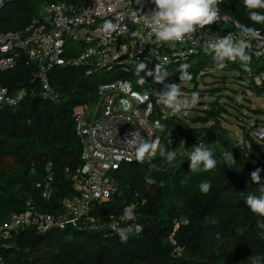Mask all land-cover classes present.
<instances>
[{
    "label": "trees",
    "instance_id": "1",
    "mask_svg": "<svg viewBox=\"0 0 264 264\" xmlns=\"http://www.w3.org/2000/svg\"><path fill=\"white\" fill-rule=\"evenodd\" d=\"M56 1L76 6L83 2L6 0L0 13V33L25 28L39 16L45 4ZM219 7L233 19L264 33V24L248 18L243 0H221ZM194 58L198 61L194 62ZM184 63L190 64L188 71L192 79L188 83H193L200 72L217 70L235 71L255 84L254 77L264 72L262 60L252 57L250 73L242 69L239 61H229L225 69H217L207 51ZM180 64L167 68L169 78L179 80ZM38 73L37 66L26 59L19 60L13 68L0 70V85L8 87L11 93L27 89L21 102L0 104L1 221L28 209L55 214L64 211L61 199L73 194L72 180L82 164V143L74 109L96 100L99 84L105 81L98 75L100 72L89 74L74 66L54 68L50 80L60 97L53 100L40 94ZM128 78L137 90L148 85L139 84L134 76ZM220 92L219 88L204 91L212 100L208 106L201 103L208 108L198 110L202 115L192 119L196 126L190 127L183 113L170 115L163 123V131L159 130L160 143L171 149L165 134L174 128L197 142L223 143L225 152H233L235 164L229 167L221 162L209 172L193 173L188 159L169 166L159 153L150 162L124 163L117 173L119 189L112 199L97 206L93 227L48 232L28 227L1 236V264H250L251 256L264 258V230L258 227L264 218L252 213L245 203L250 193L262 195L260 185L251 181L250 174L261 169L264 183V148L257 146L253 136L264 120L256 119L254 125L247 127L244 141L245 145L249 140L254 142L259 158L249 150L237 148L234 141L215 134L222 129L226 110L216 101ZM260 140L264 142V138ZM214 156L222 160V153ZM149 177L156 183L149 185ZM49 181L51 195L46 198L44 191ZM202 181L211 184L206 194L200 190ZM129 206L134 208L141 231L130 234L127 243H122L110 224Z\"/></svg>",
    "mask_w": 264,
    "mask_h": 264
},
{
    "label": "built area",
    "instance_id": "2",
    "mask_svg": "<svg viewBox=\"0 0 264 264\" xmlns=\"http://www.w3.org/2000/svg\"><path fill=\"white\" fill-rule=\"evenodd\" d=\"M6 0H0V13ZM83 0L76 6L64 1L45 4L39 16L21 30L0 33V70H7L26 59L38 68L40 94L47 99H59V91L52 85L50 73L54 68L74 66L89 74L106 72L111 76L99 84L98 97L92 102L79 104L74 109L77 133L81 139L82 164L72 180L73 194L61 199L64 211L59 214L28 209L12 213L0 220V237L28 227L39 232L54 229L93 227L95 210L101 203L114 197L119 189L117 173L122 164L132 163L133 148L127 139L137 131L149 139L148 131H155L152 139L161 133L154 125H163L170 119L168 110L156 102L155 92L163 84L144 76L145 88L137 90L128 76H134L138 61L154 70L157 63L164 68L187 62L195 54L205 52L211 38L228 34L244 39L247 53L264 61V33L252 37L244 34L239 20L225 14L220 8L221 19L198 30L183 42L157 43L143 15L155 8L151 0ZM106 20L119 25L116 32L105 37L100 27ZM246 26V25H245ZM118 69V70H117ZM168 71V70H167ZM264 72L254 77V83H263ZM137 78V77H136ZM27 95V89L11 93L0 85V104L14 105ZM257 139L264 138V125L253 131ZM51 195V182L46 183L44 196ZM133 219L124 221L123 213L114 218L110 227L130 228V234L141 231L133 206ZM1 214V211H0ZM117 232V231H116ZM1 264V260H0Z\"/></svg>",
    "mask_w": 264,
    "mask_h": 264
},
{
    "label": "clouds",
    "instance_id": "3",
    "mask_svg": "<svg viewBox=\"0 0 264 264\" xmlns=\"http://www.w3.org/2000/svg\"><path fill=\"white\" fill-rule=\"evenodd\" d=\"M155 8L147 15H143L145 22L148 24L152 34L157 43L166 44L171 42H183L186 38L192 37L198 30L205 28V26L212 25L221 19L219 5L221 0H151ZM243 3L248 10V18L257 24H264V12L259 10L264 9V0H243ZM142 4V0L140 3ZM119 28L117 23L112 20H106L99 31L105 36L110 37L112 33ZM240 30L252 37H256L258 33L253 27L239 25ZM247 44L244 39L238 38L233 34H228L224 37L211 38L210 42L206 43L207 52L212 55L213 62L217 69L223 70L227 67V62L239 61L242 69L245 72H251L250 61L251 57L248 55ZM190 64H180L179 80L190 81L192 79L191 73L188 71ZM148 65L143 61H138L134 67V75L138 78V83L146 84V80L141 73L152 77L155 83L163 84L169 77V72L163 65L157 63L154 70H147ZM156 102L168 110L169 115L175 116L198 103L199 94L193 92L189 97L182 94L179 84H166L164 89L155 92ZM242 100V97H237ZM155 129L163 131L164 125L158 121L154 125ZM155 131H148L149 139H144L137 131L131 133V139H127L133 148L134 159L138 163L151 161L157 153L164 158L167 163L172 164L176 159L177 153L174 150H168L166 146L160 143L159 135L152 139ZM190 161V172H209L215 169L218 163H225L229 167L235 164L232 151H226L222 154V160L218 161L215 158L213 151L205 146L203 143H198L191 148L188 156ZM153 167H155L153 165ZM261 169H256L251 175V181L260 185V192L262 195L249 194L245 200L250 211L259 217L264 218V183L261 181ZM149 185L155 184L156 181L151 177L147 178ZM163 186V182H161ZM211 188L210 182L202 181L200 190L207 193ZM122 220L127 221L133 219V212L131 208L126 209L121 217ZM258 227L264 230V221L258 222ZM119 239L122 243H127L130 235V228L118 227L116 229ZM250 264H262L264 258L260 256H251L248 258ZM247 260V261H248ZM247 264V262H246Z\"/></svg>",
    "mask_w": 264,
    "mask_h": 264
},
{
    "label": "rangeland",
    "instance_id": "4",
    "mask_svg": "<svg viewBox=\"0 0 264 264\" xmlns=\"http://www.w3.org/2000/svg\"><path fill=\"white\" fill-rule=\"evenodd\" d=\"M193 61L197 62L198 59L194 58ZM98 75L105 80L111 78L106 72H100ZM194 81L193 83H188V81L179 82V80L172 77L168 79L169 83L179 84L182 94L186 97L190 98L193 92L199 94L198 103L181 112L185 115L183 118L188 121L189 126L192 127L195 125L192 123L194 117L202 115L198 110L208 108L207 106L212 100L209 96H206L207 94L204 91L219 88L221 90L220 98L216 99V101L223 104L226 110L223 113L221 121L222 129L219 128L215 134H219L218 136H222L228 141H234L237 148L249 150L253 152L252 154L260 158L261 155L257 151L254 142L249 140L246 143L247 145H245L244 141L249 131L247 127L252 124L254 125L256 119L264 120V85L253 84L248 77L242 79L235 71H203L197 74L196 80ZM237 97H242V100H238ZM202 102H205L207 106H201ZM165 135L171 146L170 151L174 150L177 153L174 162L172 164L168 163L169 166H175L177 163L179 164L183 160H187L191 148L198 143H202L197 142L196 139H192L190 135H186L188 138H185V136H182L174 128L169 129ZM256 142L258 147L261 146L264 148L263 140L256 138ZM203 144L209 147L214 154H223L225 152L223 143L219 141H207L203 142Z\"/></svg>",
    "mask_w": 264,
    "mask_h": 264
}]
</instances>
